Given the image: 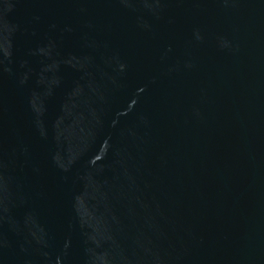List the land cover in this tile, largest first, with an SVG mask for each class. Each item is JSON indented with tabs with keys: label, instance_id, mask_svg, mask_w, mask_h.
<instances>
[{
	"label": "water",
	"instance_id": "water-1",
	"mask_svg": "<svg viewBox=\"0 0 264 264\" xmlns=\"http://www.w3.org/2000/svg\"><path fill=\"white\" fill-rule=\"evenodd\" d=\"M0 264H264V0H0Z\"/></svg>",
	"mask_w": 264,
	"mask_h": 264
}]
</instances>
